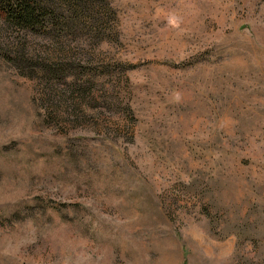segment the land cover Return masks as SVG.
Returning <instances> with one entry per match:
<instances>
[{
    "label": "rangeland",
    "instance_id": "374dc122",
    "mask_svg": "<svg viewBox=\"0 0 264 264\" xmlns=\"http://www.w3.org/2000/svg\"><path fill=\"white\" fill-rule=\"evenodd\" d=\"M48 2L0 18V264H264V0Z\"/></svg>",
    "mask_w": 264,
    "mask_h": 264
},
{
    "label": "trees",
    "instance_id": "16d2710c",
    "mask_svg": "<svg viewBox=\"0 0 264 264\" xmlns=\"http://www.w3.org/2000/svg\"><path fill=\"white\" fill-rule=\"evenodd\" d=\"M56 8L55 2L51 3L48 0H0V18L19 32L59 36L66 30L71 31L68 27L72 22ZM73 28L77 30L76 25ZM41 66L42 72L49 76V80L62 82L67 78H72L73 86L76 89L79 88L78 90L83 94L86 93V89L90 87L89 84L93 80V78L84 80L88 73H85L83 67L78 64L74 67L70 63L54 60L44 61Z\"/></svg>",
    "mask_w": 264,
    "mask_h": 264
}]
</instances>
